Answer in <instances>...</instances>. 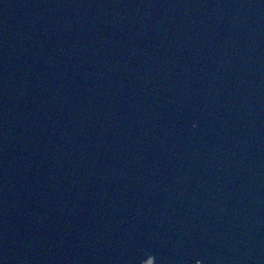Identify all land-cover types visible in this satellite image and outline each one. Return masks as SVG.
Here are the masks:
<instances>
[{"label": "water", "instance_id": "water-1", "mask_svg": "<svg viewBox=\"0 0 264 264\" xmlns=\"http://www.w3.org/2000/svg\"><path fill=\"white\" fill-rule=\"evenodd\" d=\"M0 264H264V0H0Z\"/></svg>", "mask_w": 264, "mask_h": 264}]
</instances>
